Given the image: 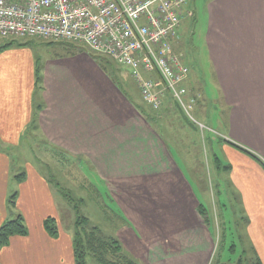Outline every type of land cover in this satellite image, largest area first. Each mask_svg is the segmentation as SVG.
I'll return each instance as SVG.
<instances>
[{
    "label": "rangeland",
    "instance_id": "374dc122",
    "mask_svg": "<svg viewBox=\"0 0 264 264\" xmlns=\"http://www.w3.org/2000/svg\"><path fill=\"white\" fill-rule=\"evenodd\" d=\"M207 2L208 0H194L193 6L195 4L197 7V16L195 19L185 22L180 29L183 46L180 56L184 63L190 65L194 70L199 69V58L206 65L202 30L206 21ZM28 40H16L14 45L6 47V43L14 40L0 36V48L3 47L0 50V67L6 64L8 59L22 57V53L31 50L29 49L31 47L32 53L37 56L68 55L64 45L48 46L47 42L41 40ZM87 50L89 49L86 48L85 51L71 57L78 61L84 60L90 66L95 65L100 71L97 76L91 74L92 67L84 66L85 72H89L84 77L81 72L75 71L76 75L82 78L81 80L88 79L89 81V93L80 87L81 84L74 82V85L78 89H82L84 96L88 95L90 98L91 128L102 133L103 130L110 132L112 129L120 127L125 130L123 131L125 135H121L119 141L111 140L112 142H109V148L114 151L111 153V157L106 158L105 161L102 156L103 154L107 155L110 149L106 151V149L99 148V145L96 144L98 138L95 137L99 135H94V130H91L90 135L93 143L88 148L83 145L81 147L83 149L65 150L57 144L59 148L56 143H51L46 136L33 128V124L17 129L15 127L17 122L10 124L8 116L18 112L17 108L22 97L19 91H13V89L7 94L0 93V118H2L0 123L5 124L4 134L0 133V172L8 170L9 200L16 193V200L15 197L11 199V201H16V205L14 208L9 205L8 216L3 224L22 215L28 233H32L34 215L28 210L26 214L24 209L17 208L22 192L20 185L25 181V178L29 181L27 174L30 175V169L45 178L49 188L52 189L58 215L50 217L55 218L59 235L63 233L74 238L77 221L79 217L83 216L90 220V229L97 228L103 236L119 240L123 254L140 264H153L149 261V257L153 256V251L167 253L166 256L172 257L173 260L180 254H186L182 256L185 258L186 264H197V259L201 261L200 264H204V254L207 252L200 253L196 246L185 249L179 245L181 241L184 243L183 237L187 240L186 244H190L189 239L191 243H194L195 239L196 243L200 231L180 230L179 232L172 230L173 228L170 226L173 221H171L170 212H167V205L172 202L168 198L173 193L172 189L170 190L172 179L164 167L158 166V162L161 163L163 159L172 157L161 141L162 133L169 130L170 136H176L174 137L175 144L170 142L172 149L175 145L176 150L179 149L173 151L177 152L175 156L184 154L186 159L196 160L197 166L187 167L186 170L195 177L194 193L203 196L202 202L208 207L209 212H212L214 201H219V194L216 192L214 196L212 188H210V181L212 179L219 180L225 175L223 170L217 169L214 158L223 161L229 159V154L223 147L221 138L222 130L219 117H222L220 111L223 109V104L216 100L219 98L218 89L210 84L205 86L201 107L198 108L196 104L190 115L174 103L166 92L161 103L156 107L143 98L141 86L134 77L130 76L129 69L120 65H117L118 68L114 65L108 66L106 61H98ZM99 63L106 66L107 70L103 71L98 65ZM115 74L120 75L121 80L115 79ZM3 75L4 72L0 74V77ZM151 75L155 76V74L143 73V77L147 81L154 79L151 78ZM154 80H158V78ZM112 86L117 89L116 92L119 95L129 98V103L136 112L137 121L134 120V117V119L125 118L128 112L126 113L127 110L124 108L127 107L122 99L117 102L113 101L111 94L116 93ZM7 97L10 98V106L5 107ZM117 105L120 111H118ZM24 107L26 110V104ZM23 120H25V114ZM169 124H177L184 130L176 133L177 129L171 128ZM10 127H14V130H11ZM15 133H19V136L14 135ZM21 133L23 135L20 136ZM153 134L159 137V142L152 140ZM77 144L75 140V145ZM119 145L126 148L124 154L115 151V149H119ZM114 152L115 157H112ZM123 155L128 156L126 158ZM152 158L157 161V166L149 164L152 163ZM7 161L10 162V167H8ZM19 175L24 176L20 178ZM153 175L157 178H153ZM59 189H65V193L70 199L64 197ZM205 192H207L206 197H204ZM154 202H158V207L153 208L156 213L153 215L151 207ZM163 202H165L164 205H162ZM219 210L222 214L229 213V210L225 213V208L218 206ZM196 212L202 222L206 224L209 222V218L210 221L214 220L213 226H211L212 230L209 232L213 234V249L207 264H237L241 258L242 262L247 260L249 264L255 263L256 253L248 244L240 214L233 216L228 221L226 218L225 222L219 215L213 220L210 215H203L201 205H196ZM184 234L186 235L184 236ZM4 248L0 249V254ZM153 248L155 250L149 253V250ZM87 262L88 264H97L91 257ZM0 264L10 263L2 262L0 259ZM173 264L178 263L173 262Z\"/></svg>",
    "mask_w": 264,
    "mask_h": 264
},
{
    "label": "crops",
    "instance_id": "0c3cea01",
    "mask_svg": "<svg viewBox=\"0 0 264 264\" xmlns=\"http://www.w3.org/2000/svg\"><path fill=\"white\" fill-rule=\"evenodd\" d=\"M193 2L194 0L186 9L191 15L184 14L178 38L173 40L174 52L181 61L183 59L180 53L183 46L180 29L185 22L197 16L198 10L195 4L193 6ZM202 37L206 65L199 58V69L194 70L183 61L190 69L184 86L196 97L198 108L201 107V101L204 99L205 86L210 84L218 89L219 98L216 100L223 104V109L220 111L222 117H219L221 138L229 159L224 162L214 158L217 169L223 170L225 175L219 180L210 181L211 191L214 196L218 192L219 201H214V211L212 209V212H209L208 207L202 202L203 196L194 193L196 181L194 175L186 170L187 167H196V160L186 159L184 154L176 157L177 152L173 151L179 149L176 150V145L174 149L171 146V143L175 144L176 136H170L169 130L162 133L163 146L172 156L163 159L161 163L158 162V166L164 167L172 179L170 190L172 189L173 193L168 197L172 202L167 205V212H170L173 221L170 226L172 230L179 232L180 230L200 231V233L196 232L199 235L196 243L195 239L194 243L189 239L190 244H186L187 240L183 237L184 243L180 240L179 245L185 249L196 246L200 253L207 252L203 259L204 264H207L213 249V234L209 233L214 223L213 218L219 215L224 221L226 218L228 221L240 214L248 244L254 249L260 263L264 264V0H208ZM29 49L31 50L22 53V57L8 59L6 64L0 67V74L4 72L0 77V93L7 94L13 89L19 91L22 97L17 108L18 112L8 116L10 124L17 122L16 129L33 124L32 127L46 136L51 143L54 142L56 146L60 145L65 150L83 149L81 148L83 145L86 148L91 146L93 143L90 139L91 130L95 131L94 135H99L95 137L98 138L96 144L101 150L107 151L110 149L109 142L121 140V135H125L123 128L112 129L110 132L103 130L102 133L91 128L90 98L87 94L84 96L82 89L74 85V82L81 84L80 87L89 93L88 79L81 80L82 78L75 73L77 71L81 72L83 77L87 76L89 72H85L84 66L89 68V63L84 60H80L81 62L74 60L72 57L37 56L32 53V47ZM37 65H43L42 75H38L39 82L36 74ZM90 67L93 68L91 74L99 76V68L95 65ZM152 76L151 78H156ZM112 88L116 93L111 94L113 101L122 99L127 107L124 108L127 110L126 113L128 112L125 118L136 120V112L129 103V98L119 95L117 89L113 86ZM5 102V107L10 106V98L7 97ZM117 108L120 111L118 105ZM24 114L25 120H23ZM169 126L176 128V133L184 130L177 124H169ZM3 128L5 124L0 123L2 134H4ZM10 129L14 130V127ZM14 135L19 136V133ZM158 139L157 135H152L153 141L159 142ZM232 143L252 152L260 161L241 152ZM122 147L123 145H119V149L115 151L124 154L126 148ZM113 151L111 148L107 155L103 154L104 161L111 157ZM127 156L123 155L126 158ZM112 157H115V152ZM151 162L153 164H149L157 166L155 159L152 158ZM7 165L10 167V162L7 161ZM7 172L6 169L0 172V227L9 211ZM29 172L30 175L27 174L29 181L25 178L20 185L22 192L17 208L24 209L26 214L28 210L34 215L32 233L24 237H13L10 245L1 250L0 259L10 264H73V237L63 233L58 238L51 237L43 225L46 218L58 215L52 189L49 188L45 178L34 170L29 169ZM206 194L207 192L204 197ZM157 203L154 202L151 207L153 215L156 214L153 208L158 207ZM164 204L165 202L162 203ZM195 204L204 206L207 216L210 215L213 221L209 218L207 224L202 222L197 215ZM218 206L225 208V213L229 210V213L222 214L220 210L218 211ZM153 250L155 248L149 250V253ZM152 255L149 261L153 264H173V262L186 264L185 258L182 257L186 254H180L174 260L161 251H153ZM196 262L201 263L198 259Z\"/></svg>",
    "mask_w": 264,
    "mask_h": 264
},
{
    "label": "built area",
    "instance_id": "2783aa9c",
    "mask_svg": "<svg viewBox=\"0 0 264 264\" xmlns=\"http://www.w3.org/2000/svg\"><path fill=\"white\" fill-rule=\"evenodd\" d=\"M192 1L0 0V36L85 45L128 68L149 104L158 107L166 92L190 115L197 99L184 86L190 69L173 40Z\"/></svg>",
    "mask_w": 264,
    "mask_h": 264
},
{
    "label": "trees",
    "instance_id": "16d2710c",
    "mask_svg": "<svg viewBox=\"0 0 264 264\" xmlns=\"http://www.w3.org/2000/svg\"><path fill=\"white\" fill-rule=\"evenodd\" d=\"M29 40L34 41V40H38V39H29ZM41 41H43V40H41ZM15 42H16V40L8 42V43H6L5 46L10 47V46L14 45ZM43 42H47L48 46H54L57 44L64 45V48L66 46V51H67L68 55H66V54L60 55L59 54L60 56H58V57L75 56V55L79 54L80 52L85 51L86 48H88L85 45H84L85 47L84 46L81 47L82 44L73 43V42H69V41H43ZM78 45H81V46H78ZM1 48H3V47H1ZM1 48H0V50H1ZM88 49L89 50H87V51H89L92 54V56L95 57L98 61L103 62L102 60H104V61H106V64L108 66L114 65L117 68L119 67V66H117L119 64H117L115 61H113L110 57L97 54V53L93 52L90 48H88ZM98 65L101 67V69L103 71L107 70V67L104 66L103 64L99 63ZM42 72H43V65L42 66L37 65V70H36L37 76L40 74L42 75ZM129 72H130V76L133 77L130 70H129ZM114 76H115V79L118 78L121 80L120 75L115 74ZM155 77L159 78L156 75H155ZM39 78L40 77L38 76L37 77L38 82H39ZM119 85L120 84L118 83V87H119ZM172 101L174 103H176L173 99H172ZM176 104H178V103H176ZM178 106H179V104H178ZM233 146L236 147L241 152L249 155L251 158H253L257 161H260L254 154H252V152H250V151H248V150H246L240 146H237L236 144H233ZM22 176H24V175H19L18 177L21 178ZM59 190L63 193L64 197H66L67 199H70V197L67 196V194L65 193V189H59ZM15 194L12 196V198L15 197V200H16ZM12 198H10V200H9V205H10V207L14 208L16 205V201H11ZM201 212L203 215L206 214V208L202 205H201ZM24 222H25L24 217L22 215H19L15 220L5 222L1 226V228H0V249H2L3 247H7L9 245V243L11 242L13 237H16V236L24 237V236H27L29 234ZM89 226H90V220L87 217H83V216L79 217V220L77 221V224H76L75 235L73 238V255H74V263L73 264H88L87 261H88L89 257L94 259L97 264H140L139 262L134 261V260L130 259L129 257H127L125 254H123L122 246H121L119 240H117L115 238H111V237H105L99 233L97 228H91L90 229ZM44 228H45V231L47 232V234H49L51 237H58L59 230L57 228L56 220L54 217L47 218L44 221ZM242 260L243 259L241 258L237 264H249L247 260H245V262L244 261L242 262ZM254 264H261L260 260L257 258Z\"/></svg>",
    "mask_w": 264,
    "mask_h": 264
}]
</instances>
